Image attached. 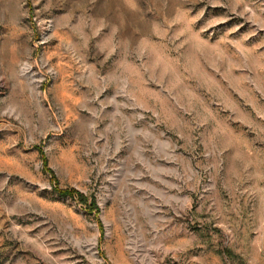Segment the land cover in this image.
<instances>
[{
    "label": "rangeland",
    "instance_id": "1",
    "mask_svg": "<svg viewBox=\"0 0 264 264\" xmlns=\"http://www.w3.org/2000/svg\"><path fill=\"white\" fill-rule=\"evenodd\" d=\"M0 264H264V0H0Z\"/></svg>",
    "mask_w": 264,
    "mask_h": 264
}]
</instances>
